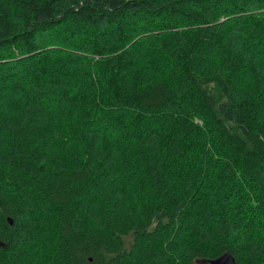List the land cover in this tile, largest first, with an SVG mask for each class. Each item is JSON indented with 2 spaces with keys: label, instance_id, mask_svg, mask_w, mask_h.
I'll return each instance as SVG.
<instances>
[{
  "label": "trees",
  "instance_id": "obj_1",
  "mask_svg": "<svg viewBox=\"0 0 264 264\" xmlns=\"http://www.w3.org/2000/svg\"><path fill=\"white\" fill-rule=\"evenodd\" d=\"M0 240L264 264V0H0Z\"/></svg>",
  "mask_w": 264,
  "mask_h": 264
},
{
  "label": "water",
  "instance_id": "obj_2",
  "mask_svg": "<svg viewBox=\"0 0 264 264\" xmlns=\"http://www.w3.org/2000/svg\"><path fill=\"white\" fill-rule=\"evenodd\" d=\"M11 223V220H8ZM0 246H3V242L0 240ZM203 263L206 264H236L234 256L229 252L225 251L223 254L219 255L218 257L209 260L208 262L205 261Z\"/></svg>",
  "mask_w": 264,
  "mask_h": 264
}]
</instances>
